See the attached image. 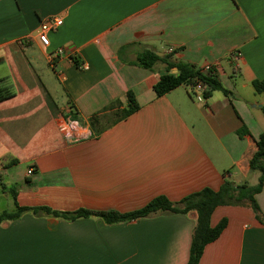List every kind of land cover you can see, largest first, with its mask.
<instances>
[{"label": "crops", "instance_id": "0c3cea01", "mask_svg": "<svg viewBox=\"0 0 264 264\" xmlns=\"http://www.w3.org/2000/svg\"><path fill=\"white\" fill-rule=\"evenodd\" d=\"M52 18L63 26L44 48L39 29ZM58 48L74 63L61 58L53 69L48 55ZM147 49L218 65L231 95L214 92L201 104L181 86L157 97L165 65L137 66ZM255 80H264V0H0V82L15 92L0 103V214L16 205L126 214L158 197L178 203L218 191L226 180L256 186L250 160L264 134V95ZM129 92L140 108L117 122ZM60 117L89 137L68 141ZM256 199L264 216V187ZM223 220L199 264H264V225L253 211L219 207L211 226ZM195 222V213L113 225L27 213L0 224V264H187Z\"/></svg>", "mask_w": 264, "mask_h": 264}, {"label": "trees", "instance_id": "16d2710c", "mask_svg": "<svg viewBox=\"0 0 264 264\" xmlns=\"http://www.w3.org/2000/svg\"><path fill=\"white\" fill-rule=\"evenodd\" d=\"M158 63L165 65L166 72L160 77L154 87L157 97L165 96L181 86L193 87L197 83H202L205 87V97L207 99L214 92H222L227 97L231 95L217 80L214 71L203 72L202 68L186 62L175 61L170 55L159 56L154 51L147 49L138 55L136 61L137 66L152 71ZM174 69L177 70V74H172V70ZM252 86L257 94L264 95V80H255ZM14 96L15 92L4 87L0 82V103ZM126 101L127 107L119 112L117 122L133 115L140 108L133 92L127 94ZM121 105L122 102L117 101L107 109H117ZM96 123L97 119L92 118L91 124L96 125ZM247 133L248 131L245 128L239 132L241 136ZM257 146L258 151L250 160V170L260 173L259 183L256 186H249L247 184L236 186L233 182L226 180L218 191L206 188L201 192L185 197L178 203H173L165 197H158L141 210L126 214L118 212H92L85 209H80L76 212H58L47 207L26 208L16 205L14 211L0 214V224L18 220L27 213L35 216L45 215L65 221L97 217L109 225L129 223L155 214L188 215L189 213H195L196 222L187 264H199L205 248L215 242L227 226L226 220L221 221L216 227L211 226V217L217 208L225 206L247 207L253 211L257 220L264 225V216L256 199L264 187V134L259 137ZM11 192L15 197V191L11 190Z\"/></svg>", "mask_w": 264, "mask_h": 264}, {"label": "built area", "instance_id": "2783aa9c", "mask_svg": "<svg viewBox=\"0 0 264 264\" xmlns=\"http://www.w3.org/2000/svg\"><path fill=\"white\" fill-rule=\"evenodd\" d=\"M63 26V20L61 18H52L44 21L39 29L38 41L44 48L50 47V37L51 32H56L60 27ZM26 41V40H25ZM24 44V40L23 43ZM169 54L174 53V49H169ZM68 57V59L74 63V57L71 53H68L65 48H58L48 55L49 65L55 69L57 67L58 60L61 58ZM218 65L211 64L203 67V72H210L217 69ZM81 70H88L89 67L86 64L79 66ZM190 93L193 98L198 103H205V87L202 83H197L195 86L190 87ZM58 125L60 130L64 133L65 138L70 142H78L85 140L89 137V134L85 131V127L81 126L79 123L72 120L71 117H60L58 120ZM34 173L33 169L29 171V175Z\"/></svg>", "mask_w": 264, "mask_h": 264}, {"label": "rangeland", "instance_id": "374dc122", "mask_svg": "<svg viewBox=\"0 0 264 264\" xmlns=\"http://www.w3.org/2000/svg\"><path fill=\"white\" fill-rule=\"evenodd\" d=\"M46 81V80H45ZM46 84V83H45ZM47 85H48V87L52 90H54L55 89V94L57 95V93H56V91H59L60 92V90H62V88H61V85L59 84V82L58 81H56L55 79H52V81H48L47 80ZM262 120L264 121V117H262ZM248 183L249 184H251V185H254V183H256L255 181H254V177L252 176V177H250L249 179H248ZM248 185V184H247Z\"/></svg>", "mask_w": 264, "mask_h": 264}]
</instances>
